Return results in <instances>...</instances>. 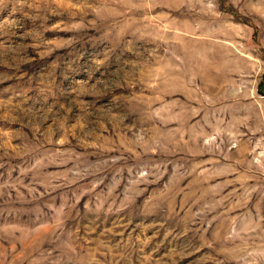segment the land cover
Segmentation results:
<instances>
[{"label": "rangeland", "instance_id": "rangeland-1", "mask_svg": "<svg viewBox=\"0 0 264 264\" xmlns=\"http://www.w3.org/2000/svg\"><path fill=\"white\" fill-rule=\"evenodd\" d=\"M0 264H264V0H0Z\"/></svg>", "mask_w": 264, "mask_h": 264}]
</instances>
